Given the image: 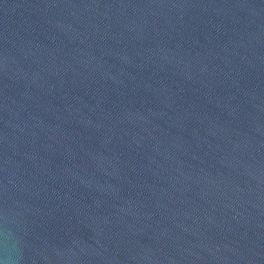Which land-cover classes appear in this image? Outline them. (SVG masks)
<instances>
[{
  "label": "water",
  "instance_id": "1",
  "mask_svg": "<svg viewBox=\"0 0 264 264\" xmlns=\"http://www.w3.org/2000/svg\"><path fill=\"white\" fill-rule=\"evenodd\" d=\"M0 264H264V0H0Z\"/></svg>",
  "mask_w": 264,
  "mask_h": 264
}]
</instances>
